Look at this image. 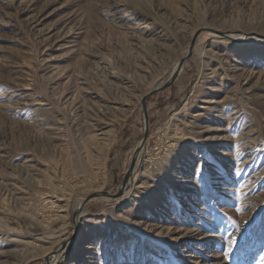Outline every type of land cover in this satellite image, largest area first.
<instances>
[{"label": "rangeland", "instance_id": "374dc122", "mask_svg": "<svg viewBox=\"0 0 264 264\" xmlns=\"http://www.w3.org/2000/svg\"><path fill=\"white\" fill-rule=\"evenodd\" d=\"M230 34L264 0H0V264H264V44Z\"/></svg>", "mask_w": 264, "mask_h": 264}, {"label": "water", "instance_id": "95a60500", "mask_svg": "<svg viewBox=\"0 0 264 264\" xmlns=\"http://www.w3.org/2000/svg\"><path fill=\"white\" fill-rule=\"evenodd\" d=\"M193 44H194V40H192L191 43H190V46H189L188 53H187L186 57L181 59L178 62L174 72L172 73V75L170 77V81L168 83L164 84L163 86L154 89L153 91H151L150 93H148L147 95L142 97V99H141V107H142L145 123H146V120H147V108H146V100H147V98L155 95L156 93L161 92L162 90H165L166 88H168L171 85V83L175 80L177 74L179 73V70H180L181 66L183 65V63L185 62V60L190 58ZM145 140H146V134L143 136L140 144L134 150V153H133V156H132V163H131L130 170H131V168L133 166L134 159L137 156V154H138L139 150L141 149V147L143 146ZM124 184L125 183L122 182L121 187L119 189V193L115 194V195L109 194L108 192H98V193H93L92 195H89L88 197L85 198L84 202L79 206L78 211H76V214L81 210L82 206L86 202H88L90 199H92V198H97V197H106V198H112V199L118 198L121 195V192L123 190Z\"/></svg>", "mask_w": 264, "mask_h": 264}, {"label": "bare ground", "instance_id": "6f19581e", "mask_svg": "<svg viewBox=\"0 0 264 264\" xmlns=\"http://www.w3.org/2000/svg\"><path fill=\"white\" fill-rule=\"evenodd\" d=\"M227 38L229 39V40H231L232 42H234V43H237V42H240V41H242V40H249V39H252L253 37H247V36H244V34H230V35H228L227 36ZM254 38L259 42V43H261V44H264V35H262V34H256L255 36H254ZM253 38V39H254ZM89 126V128L91 129V130H93L94 128H95V130L97 129V125L95 126V125H88ZM101 135H106L105 133H102ZM107 137L105 138V137H103V138H101L102 139V141L101 142H99V144H98V146H96V148H94V152H95V154L96 155H98L100 152H103L105 149H106V146H108V143L111 141L110 140V135H106ZM97 151V152H96ZM124 191V190H123ZM73 246V243L72 244H70V245H68V246H66V248L65 249H61L62 251L59 253V254H56L57 255V257H56V262L57 263H59V264H61V263H63L64 262V260L66 259V257H67V254L68 253H70L69 251H70V248ZM58 251H60V250H58ZM55 264V263H54Z\"/></svg>", "mask_w": 264, "mask_h": 264}]
</instances>
